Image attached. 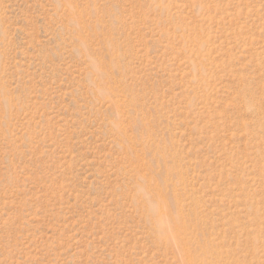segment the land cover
Masks as SVG:
<instances>
[{"label":"rangeland","instance_id":"1","mask_svg":"<svg viewBox=\"0 0 264 264\" xmlns=\"http://www.w3.org/2000/svg\"><path fill=\"white\" fill-rule=\"evenodd\" d=\"M0 264H264V0H0Z\"/></svg>","mask_w":264,"mask_h":264},{"label":"bare ground","instance_id":"2","mask_svg":"<svg viewBox=\"0 0 264 264\" xmlns=\"http://www.w3.org/2000/svg\"><path fill=\"white\" fill-rule=\"evenodd\" d=\"M177 219V218H176Z\"/></svg>","mask_w":264,"mask_h":264}]
</instances>
